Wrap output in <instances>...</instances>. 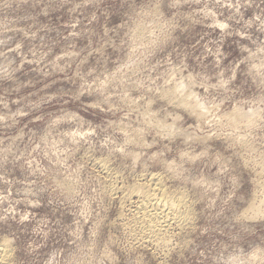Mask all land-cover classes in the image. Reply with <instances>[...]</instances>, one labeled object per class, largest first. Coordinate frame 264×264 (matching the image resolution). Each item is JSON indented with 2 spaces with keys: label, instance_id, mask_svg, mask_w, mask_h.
<instances>
[{
  "label": "rangeland",
  "instance_id": "1",
  "mask_svg": "<svg viewBox=\"0 0 264 264\" xmlns=\"http://www.w3.org/2000/svg\"><path fill=\"white\" fill-rule=\"evenodd\" d=\"M156 175L167 243L124 201ZM263 203L264 0H0L11 264H264Z\"/></svg>",
  "mask_w": 264,
  "mask_h": 264
},
{
  "label": "bare ground",
  "instance_id": "2",
  "mask_svg": "<svg viewBox=\"0 0 264 264\" xmlns=\"http://www.w3.org/2000/svg\"><path fill=\"white\" fill-rule=\"evenodd\" d=\"M165 95L171 101L174 96H178L177 91L174 90L166 92ZM179 103L182 106L191 107L199 119H203L206 116V110L198 103L189 105L185 100H180ZM104 166L103 164L102 167ZM171 192L163 184L162 179L156 175L152 176L147 184L135 186L125 193V202L134 198L138 199L137 212H135L138 216L136 219L134 218V222L138 226L141 236L146 235L151 240L165 243L166 236L170 229L172 230V227L183 228L190 226L193 215L185 196ZM9 248L5 243L0 244V264H11V251Z\"/></svg>",
  "mask_w": 264,
  "mask_h": 264
}]
</instances>
